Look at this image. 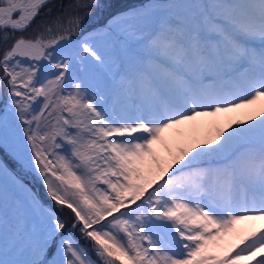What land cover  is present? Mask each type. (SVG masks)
Returning a JSON list of instances; mask_svg holds the SVG:
<instances>
[{
    "label": "snow or ice",
    "instance_id": "snow-or-ice-1",
    "mask_svg": "<svg viewBox=\"0 0 264 264\" xmlns=\"http://www.w3.org/2000/svg\"><path fill=\"white\" fill-rule=\"evenodd\" d=\"M106 7L0 0V264H264V0Z\"/></svg>",
    "mask_w": 264,
    "mask_h": 264
},
{
    "label": "rangeland",
    "instance_id": "rangeland-1",
    "mask_svg": "<svg viewBox=\"0 0 264 264\" xmlns=\"http://www.w3.org/2000/svg\"><path fill=\"white\" fill-rule=\"evenodd\" d=\"M158 4H164V1L158 0ZM178 11L182 12V10ZM249 111L250 109H240L237 113L228 115H240L246 118ZM228 115H218L216 117H198L197 119L186 122L175 129L168 130L163 134V142L157 145L159 153L161 155H167V152L170 148L174 150L176 147L182 144L208 136L215 127L223 126L227 122ZM41 189L42 190L39 189V191L43 193L44 190L43 188ZM62 215L67 216V211ZM240 230H242L240 225H237V232H232L224 236L223 240L221 241L220 251L226 250L236 242ZM81 243L84 242L81 241Z\"/></svg>",
    "mask_w": 264,
    "mask_h": 264
},
{
    "label": "trees",
    "instance_id": "trees-1",
    "mask_svg": "<svg viewBox=\"0 0 264 264\" xmlns=\"http://www.w3.org/2000/svg\"><path fill=\"white\" fill-rule=\"evenodd\" d=\"M148 0H101V2L105 5H107L105 11L100 14L96 19L97 20H103V23L105 22L104 20L112 13H114L116 11V9H118L120 6L121 9L120 11H124L125 9H127V7L129 6H136V5H139L140 3H144V2H147ZM158 1V0H156ZM63 2L65 4H68L70 2V0H63ZM117 7V8H116ZM93 20L90 21V24L92 26L95 25V23H91ZM101 23V24H103ZM37 185H38V182H36ZM39 189L42 190L39 185H38Z\"/></svg>",
    "mask_w": 264,
    "mask_h": 264
},
{
    "label": "bare ground",
    "instance_id": "bare-ground-1",
    "mask_svg": "<svg viewBox=\"0 0 264 264\" xmlns=\"http://www.w3.org/2000/svg\"><path fill=\"white\" fill-rule=\"evenodd\" d=\"M256 223H259V222L247 221V222H244V224L240 225V228L243 229L245 227H250V226H252L253 224H256Z\"/></svg>",
    "mask_w": 264,
    "mask_h": 264
}]
</instances>
